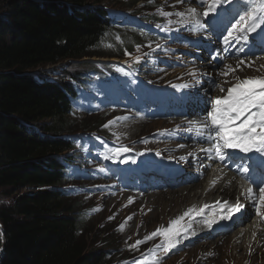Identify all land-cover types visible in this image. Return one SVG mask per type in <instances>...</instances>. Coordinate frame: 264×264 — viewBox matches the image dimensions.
<instances>
[{
  "label": "trees",
  "instance_id": "trees-1",
  "mask_svg": "<svg viewBox=\"0 0 264 264\" xmlns=\"http://www.w3.org/2000/svg\"><path fill=\"white\" fill-rule=\"evenodd\" d=\"M108 9L89 0H0V198L10 200L0 201V264H117L116 234L98 232L102 246H88L87 211L71 201L74 186L63 185L87 173L72 155L85 152L84 141L66 135L82 94L123 69L90 62L67 80L32 73L122 56L105 39L140 33L120 31Z\"/></svg>",
  "mask_w": 264,
  "mask_h": 264
},
{
  "label": "rangeland",
  "instance_id": "rangeland-1",
  "mask_svg": "<svg viewBox=\"0 0 264 264\" xmlns=\"http://www.w3.org/2000/svg\"><path fill=\"white\" fill-rule=\"evenodd\" d=\"M197 1L89 0L90 5L98 3L100 6H107V8L113 10V15L115 10L118 12L117 14L120 18L126 17L133 21L131 24L123 21L132 29L117 23L116 27L120 31H135V28L132 27L134 26L133 24H139L146 19L144 27L150 34L141 32L139 37L129 34L121 36L111 34L103 43L109 46L112 51L122 54L119 57H94L92 59H85L79 64L76 62H63L58 65L39 67L32 72L35 75H43V77H54V73L61 72L63 80H67L72 75L89 70L90 65H85V63L97 62L100 64H117L120 67L123 65L143 83L141 88L131 86L121 87L113 94L117 96V99L114 100H112L113 95L105 92L99 100L105 98L106 100L97 101V108L94 110H75L70 119L72 122L70 130L72 132L66 133L67 136H74L78 139L82 138L84 142H87L89 137L96 142L92 148L93 154L88 158H85L83 149L76 148L72 152V155L78 154L79 161L81 160L87 169L94 172L88 173L86 177L70 179L63 185V188H71V186H74L76 191H73V195L70 198L71 201L81 204L82 209L87 211L85 216L87 221L88 246H92V242H94V247L102 246L96 243V240H98V232L106 231L116 234L115 241L119 240L116 243L118 248L121 249L115 257V263L117 264H137L138 261L142 262V264H155L156 261L159 264H199V259L194 260L196 258L195 255L192 257L189 251L187 252L185 248H182L183 246L181 244H178L175 249L165 255L162 249L156 248V245L161 244L163 241V238L159 236L147 240L135 248L132 247L137 241H144L145 237L150 236L157 229H162L164 220L172 215L170 213L167 217L161 216L160 209L163 206L160 205L162 202L156 203V200L150 202L153 199L151 196L155 194L165 193L166 195L165 189L158 187L165 186V184H161L162 181L160 182L158 177V174L162 175L163 173L158 171L159 168H157V165H155L156 161H154V171H157L155 173L157 181L155 182L147 178V176H137L134 172L138 171L140 173L142 170L138 169L136 164L127 163L126 158H120V156L114 159L104 158L105 156L113 157L114 151L123 148V146H127L131 151L144 152V156L147 158L152 157L153 160H155L154 153L164 154L163 151H167L169 147H175L176 149L177 144L175 143H171L169 146H166V142L161 143L156 138V133L160 131L159 134L164 132L167 137L169 136L168 132H172L174 129L172 126L178 123L177 121L184 119V115L175 117L176 113L184 109V106L187 105L186 101L188 98L192 97L194 100L197 98V101H193L197 104L199 99L204 100L208 97L209 94L207 88H205L206 81L208 79L211 83L215 76L212 75L213 77H210L207 74H198V70H196L197 74L185 70L187 67L186 63H190L192 67L198 69L199 67L195 65L199 61H202L203 58L201 59V57L206 54L204 52V46L192 42L200 34L195 33L197 28L195 22L200 21L201 23L203 21L201 19H194L195 12L199 10L205 12L201 6L197 5ZM192 9L195 10L194 13L191 11ZM229 14L232 17L234 16L233 18L235 19L239 18V15H242L236 8L230 9ZM148 17L149 20H147ZM188 23H190V27H188ZM203 36V34H200L202 40L204 39ZM117 46L119 48L116 50L115 47ZM205 59H208V55H206ZM243 60H245L244 66H248L250 61L257 60V57L245 58ZM258 60H261V58ZM134 66L141 67V73L135 71ZM254 67L253 65V68H247L245 72L238 74L235 71H229V66H224L223 71L227 74L216 73V75L217 77L219 76V79H226V84H232L238 78L264 77V68H258L259 65L256 69ZM235 68L233 67L231 69ZM175 70H181V72L178 73ZM228 76L229 78L227 79ZM218 85L219 83L216 81L211 83V86H214L212 89L216 88V91L218 90L216 87ZM149 90L152 93L150 100H148L149 92H147ZM167 95H170L172 102L170 100L161 101ZM179 95H181L180 98L183 100L178 99ZM196 95L198 96L195 97ZM97 96L99 97V94ZM185 116L189 117L187 114ZM145 119L147 121L144 122L151 124V127L140 133V136L137 135L135 136L136 138H131V133H127V128L134 125L138 130L145 125V123L140 124L141 122L139 121ZM105 138L111 142H107L108 140L106 141ZM85 144L83 143V145ZM79 146L81 147V145ZM134 157L136 156L134 155ZM196 181H198V176L194 175L189 183V185L193 184V187L190 190L186 188V191H189L188 195L198 190L195 185L205 180L198 181L195 184ZM146 186H150L151 195H138L136 197L134 195L128 196V194L113 193L114 189H122L123 193H126L131 187L141 189ZM220 186L221 181L217 176L216 188H213L211 181L208 192L213 190L217 191V187ZM165 197L167 201L170 200L169 204L166 202V206L175 210L177 202L172 201L168 196ZM230 198L233 199L232 197ZM130 199L131 203L129 202ZM0 201L7 203L10 200L0 198ZM181 208L176 211L177 214L181 212ZM155 212V218L153 217L152 219L150 216ZM180 215L171 219L170 222L181 217ZM129 217L131 219H128ZM150 222V228H144ZM121 225H123V230H120ZM229 238H232V236H229ZM229 242L231 240L227 241V243ZM201 253L203 255L205 252ZM246 263H248V260H244L241 264ZM223 264H226V261Z\"/></svg>",
  "mask_w": 264,
  "mask_h": 264
},
{
  "label": "bare ground",
  "instance_id": "bare-ground-1",
  "mask_svg": "<svg viewBox=\"0 0 264 264\" xmlns=\"http://www.w3.org/2000/svg\"><path fill=\"white\" fill-rule=\"evenodd\" d=\"M187 1L189 2V0ZM234 5L235 4H232V6ZM222 10L225 13V10ZM203 18V10L195 12V20H203ZM195 23L197 24V22ZM228 24L230 25V23ZM263 26L264 24L261 25V27ZM188 27H190V23H188ZM196 27H198V25H196ZM259 29L260 28H258L257 30ZM217 35L218 37L215 40H217L218 42L214 43V45L217 46L220 52L226 55V61L221 64H219V62L211 61L209 59H207L206 61V55H203V60L199 61L198 64L195 65L199 67L198 69L192 67L190 63H186L187 67L185 68V70H187V72L192 71L195 74H197L196 70H198V74H207L210 77H213L212 75H214L215 77H213V81L219 83L221 87L219 88V85L216 86L218 88V90L216 91V88L212 89L214 86H211V83L213 81L211 83L209 81H206L205 88H207V92L209 95L205 98V101H199L198 104L192 103L187 107L186 111L177 112L176 117L174 116L175 118H177L181 115L186 114L188 110L195 111L197 105H199L197 110L194 112L193 118L190 115V117H186L185 119L177 121L178 123H175L174 125L176 129H183L188 124L187 135L185 138H179L177 142H167L160 140L161 143L166 142V146H169L171 143H175L177 145L176 149L175 147H169L167 151H163L164 154H161L162 158H160V160L165 157H172L173 162H171L167 168H159L158 171L168 174L170 170H175L179 167H181V171L175 172L174 175H169L168 177L164 175L163 180H161V184H165V186L158 187L164 188L166 195L165 193L155 194L151 196L153 199L150 202L156 200V203H163H161L160 205L163 206L160 209L161 216L163 215L167 217V215H169L170 213L172 214L171 216H168V218H166L162 223L163 228H168L171 223L170 220L176 218L179 214H181L180 216H182L189 209L194 210V212L190 214L189 217H186L184 221L181 222V226L191 224V228L187 234L188 238L181 239V242L179 244H181V246H183L182 248H185L187 252L189 251L192 257L193 255H195L196 258H194V260L198 258L199 264H223L224 261H226V264H241L244 260H248V263L246 264H264V220H262L260 216L256 215L253 203L250 199H238V186L240 183L239 181L245 179L248 174L242 173L236 167L237 164L247 165V160L245 158H242V155L244 153H235L241 159L226 160V162H221L218 158L214 157V153L213 158L210 159L209 154L204 151L205 149H209L211 147L210 118L208 116L209 112L211 111V101L215 100L217 97L225 96L227 94L226 90L232 87L237 82L236 80L232 84H226L227 80L219 79V76L217 77L216 73H225V71H223L224 66H231V68L236 67L235 72L238 74H242L247 70V68H253V65L255 66V69L256 67H258V65V68H264V56L260 57V53L264 51V46L258 47L256 49V56L258 57L257 60L250 61L249 65L251 67L249 65H241V67L238 69L237 64L239 63L240 59L253 57H241L239 55H235L239 51V47L235 43V41H232L230 47H226L223 44L221 33L219 32ZM207 38L208 40H213L212 36H209ZM239 52L241 53V51ZM177 57L181 59L179 55H177ZM259 58H261V60H258ZM175 71H177L178 73L181 72V70ZM228 78L229 76L227 77V79ZM221 88H223L225 91L221 92ZM144 121H147V119L139 121L141 122L140 124L145 123V125L139 128L138 130L134 125L129 126L127 128V133H131V138L139 135L140 133L145 130H148L149 127H151V124ZM206 124L208 125L207 127L205 126ZM133 131L135 132L132 133ZM142 141H144V139H142ZM228 151L230 152L232 150ZM173 152L175 154H172ZM129 157H131L130 153ZM129 157H126L127 163L130 164L136 162ZM142 159L145 160L146 156H143ZM262 159H264V157H262ZM80 170L82 169L80 168ZM194 175L198 176L199 182L202 180L205 181H202L198 185H195L198 190L188 195V190L193 187V184L189 185L190 179L193 178ZM217 176L220 178L221 186L217 187V191L213 190L208 192L209 184H211V181L213 188H216ZM198 181H196L195 184H197ZM186 188H188L187 191ZM143 189H136V187H131L126 193H123L122 189H114L113 193L128 194V196L134 195L136 197H138V195L146 196L147 194H152L149 187ZM165 196H168L172 201L177 202L175 210H172L171 208H169V206H166V202H168L169 204L170 200L167 201ZM230 197H232L233 199L227 201L229 204L234 205L237 200H239L240 203L244 205V208L241 210V212L236 213L231 220H220V208L218 205H216V201L224 202ZM254 198L258 199L257 196H255ZM206 205L208 207H205ZM199 207L200 209L204 208V213L200 216H195V212H198L200 210H198ZM180 208L181 212L177 214L176 211H178ZM154 215H156V212L150 217L153 219ZM192 216H195V219H192ZM213 218L216 219L218 222L214 223L212 227L209 228L205 221ZM150 226L151 222L147 227H143L148 229L150 228ZM137 231L139 232L138 229ZM193 232L195 233V235L192 234ZM229 236H232V238L228 239ZM229 240H231V242L227 243V241ZM201 252L205 253L201 255Z\"/></svg>",
  "mask_w": 264,
  "mask_h": 264
},
{
  "label": "snow or ice",
  "instance_id": "snow-or-ice-1",
  "mask_svg": "<svg viewBox=\"0 0 264 264\" xmlns=\"http://www.w3.org/2000/svg\"><path fill=\"white\" fill-rule=\"evenodd\" d=\"M231 2L232 0H200V6L207 5L204 12V16L207 17L210 12H215L218 6ZM191 11L195 12L194 9ZM262 24H264V0H248L244 13L239 15V19L227 30V35L223 36V44L226 47H230L232 41L237 43L243 41L247 44L249 35L261 28ZM197 25L199 28L204 27L199 21H197ZM239 50L243 51L244 49L240 48ZM241 65H245V60L241 59L237 64V68L239 69ZM229 71H235V69H231V66H229ZM220 90L221 92L225 91L223 88ZM226 91L225 96L217 97L211 101V111L208 114L210 118L211 147L204 151L209 154L210 159L213 158L214 153V157L221 162L241 159L235 155L236 152L256 153L258 155L254 159L260 167L264 168V159H262L264 157V77L238 78L237 82ZM228 150H232V152ZM128 151L130 150L126 147L117 149L114 151L113 157L105 156L104 158H118L122 153ZM236 167L245 174L249 171L246 164H237ZM247 193L248 198L253 203L256 215L264 220V187L259 188L258 199L253 197L251 187L247 189ZM129 202L131 203V199ZM216 205L220 208V220H231L236 213L241 212L244 208L239 200L234 205L229 204L227 201H216ZM193 212V209H189L181 217L173 220L168 228L157 229L150 236L145 237L144 241H137L132 247L135 248L139 244L159 236L163 238V241L161 244L156 245V248L162 249L167 255L177 247L181 239L188 238L187 234L191 224L181 226V222ZM203 213L204 208H201L198 212H195V216H200ZM195 216H192V219H195ZM128 219H131V217ZM217 222L214 218L205 221L209 228ZM120 230H123V225H121ZM192 234L195 235L194 232ZM137 264H142V262L138 261ZM155 264H159V262L156 261Z\"/></svg>",
  "mask_w": 264,
  "mask_h": 264
}]
</instances>
